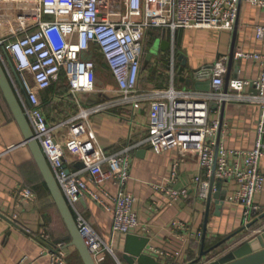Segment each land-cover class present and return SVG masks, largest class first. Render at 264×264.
<instances>
[{
    "label": "built area",
    "instance_id": "1",
    "mask_svg": "<svg viewBox=\"0 0 264 264\" xmlns=\"http://www.w3.org/2000/svg\"><path fill=\"white\" fill-rule=\"evenodd\" d=\"M240 1L0 0V63L25 113L32 139L38 142L74 216L82 240L96 264H103L108 254L116 259L117 264H121L113 245L114 236L124 237L140 229L133 207L136 198L126 190L133 147L126 146L113 154L90 151L85 155L83 168L69 171L55 133L60 127H73L79 119L86 118L90 113L104 111L112 106L130 105L132 110L127 113L131 114L147 100V133L142 142L155 152H164L174 146L197 151L199 173L192 178V182L200 198L207 197L209 179L214 171L215 179L232 180L235 183L236 188L226 195L225 201L241 206L245 223L258 218L264 211L261 204L255 201L256 195L264 187V171L260 167L264 158V52L239 51L234 54L237 59L254 61L258 73L254 79L230 78L226 93L222 90L226 72L224 61L211 69L210 91L177 89L172 85L173 55L168 88L144 90L138 85L149 31L155 29L173 33L175 30L204 28L232 30L238 19ZM245 1L264 10V0ZM254 33L264 45V23L256 24ZM4 54L9 57L17 73L26 98L19 84L16 85L13 80L15 77ZM97 55L116 84V98L84 107L68 119L48 123L38 91L51 87L64 73L72 93L98 92ZM248 86L252 90L244 91ZM223 100L259 105L256 139L250 150L227 149L219 143L215 151V135L220 122L210 117V104H220ZM176 169L177 163L174 162L170 170V182L175 179ZM87 181L93 183L95 190L88 186ZM106 181L115 186V195L103 189ZM152 188L163 192L170 200L188 197L191 189H172L161 183L152 185ZM17 193V205L36 198L35 192L29 187H21ZM100 194L112 199V206L105 203ZM84 198L92 199L111 212L109 240H104L77 207ZM7 217L16 223L17 214ZM172 223L178 229L185 228V224L180 221ZM36 237L46 244L43 254L47 256L49 264H69L65 243H52L43 232ZM149 251L154 258L167 255L160 248L151 247ZM26 262L23 256L20 264Z\"/></svg>",
    "mask_w": 264,
    "mask_h": 264
},
{
    "label": "crops",
    "instance_id": "2",
    "mask_svg": "<svg viewBox=\"0 0 264 264\" xmlns=\"http://www.w3.org/2000/svg\"><path fill=\"white\" fill-rule=\"evenodd\" d=\"M260 23H264V10L241 0L235 53L264 52V45L256 39L254 33L256 24ZM232 31L233 29L220 31L204 28L175 30L172 33L154 29L153 33H157V36L152 45L157 38L166 39L171 44L168 51H158V53L169 55L167 78L153 86L145 80L146 67H142L139 87L144 90L168 88L172 55L174 59L172 85L177 89L193 88L191 85H186L187 79L193 72L196 73L192 81L206 78L211 81L212 72L210 68H207L208 65L214 66L224 61L226 71L228 69L227 57L233 36ZM155 56L157 54H154L148 63L151 70L156 65ZM179 56H181L180 59ZM234 60L236 62L231 66V79L256 78L258 66L254 61L237 59L235 56ZM97 63L99 66V62ZM102 64L104 65L103 61ZM236 65L239 67L237 72ZM109 75L108 83H100L96 80V87L99 89L96 93H72L68 89L67 77L64 73L61 74L59 82L38 91L41 107L48 123L53 124L68 119L78 114L84 107L114 100L117 96V88L110 72ZM13 80L18 85L16 79ZM251 90L252 87L249 86L244 89L246 92ZM147 103V100L143 101L142 106L131 114L127 113L132 110L130 105L112 106L104 111L90 113L86 118L79 119L73 127H60L55 133V139L62 147L64 163L69 171L77 170L84 167L85 155L90 151L113 154L126 146H132L130 178L126 183V190L133 193L136 198L133 207L137 213L140 229L135 230L134 233L149 238L146 252L152 254L149 251L151 247L167 252V255L155 256L164 264H191L195 259L197 260L195 264H209L210 255L240 244L245 239L256 235L263 228L264 222H261L260 227L247 229L231 238L227 244L198 260L202 221L206 209L205 203L196 194L192 182V178L199 173V155L193 148L184 150L179 146L164 152H155L148 144L143 143L147 133ZM258 115L259 105L246 101H226L224 120L220 130V144L227 149L250 150L256 139L255 128ZM210 117L220 121V107L211 108ZM217 134L218 132L215 135V141H217ZM22 140L21 130L15 123L11 110L0 91V264H20L23 256L27 261L25 264H49L47 256L43 254L46 244L36 235L43 232L50 242H64L67 245L69 233L28 146ZM174 162L177 163L176 176L174 181L170 182V170ZM80 163L82 167L77 166ZM260 167L264 171V158L261 160ZM158 183L166 184L172 189L184 187L191 189L188 197L170 200L163 192L152 188V185ZM88 186L95 190V186L90 181ZM21 187L32 189L36 195L35 200L17 205V191ZM221 187L227 191L226 195L236 188L232 180L223 181ZM103 189L111 195H115L117 191L109 181H106ZM100 195L105 203L112 206V199L103 194ZM255 201L261 204L264 210V187L256 195ZM210 205L205 248H209L243 225L242 208L239 204L224 201L219 216L214 215L213 202ZM77 207L104 240H109L112 225L111 212L106 211L90 198L81 199ZM13 214H17L16 223L11 222L7 217ZM175 221L184 223L185 228L174 227L172 222ZM123 239L124 237L120 235H115L113 239L117 258L121 254ZM73 252L78 255L74 246L65 248L68 263V258L72 257ZM78 258H80L79 255ZM104 259L103 264H117L116 259L109 254L105 255Z\"/></svg>",
    "mask_w": 264,
    "mask_h": 264
},
{
    "label": "water",
    "instance_id": "3",
    "mask_svg": "<svg viewBox=\"0 0 264 264\" xmlns=\"http://www.w3.org/2000/svg\"><path fill=\"white\" fill-rule=\"evenodd\" d=\"M241 2V1H240ZM239 11V8H238ZM238 24V19L233 27V36L229 47V53L227 57V71L223 78V92L226 93L229 89V80L231 78V66L236 62L234 60V54H235V38H236V28ZM170 42L166 39L159 40L158 43V51L166 52L170 49ZM156 52H153L149 50L142 63V67H146L149 63L150 59L154 56ZM7 58L9 68L11 73H13L17 83L19 84L20 90H22L24 98H26V92L23 90L22 85L20 83L19 77L17 73H15V70L11 64V61L9 57L4 54ZM181 56H179V59ZM213 65H208L207 68L212 69ZM239 67L236 65V72L238 71ZM196 71V70H195ZM195 73L193 72L189 79L186 81V85L193 86L195 90L206 92L211 90L210 85V79L206 78L205 80H194L192 81V78L195 77ZM204 76V74H203ZM201 76V77H203ZM0 91H2L3 96L5 98V101L8 105V107L11 110V113L13 115V118L15 120V123L18 125V127L21 130L22 137H23V143L26 144L30 150V153L32 155V158H34L36 165L38 166V169L40 171V174L43 177V180L45 182V185L47 187L48 192H50V195L53 199L54 204L56 205V208L58 209L60 216L63 220L64 225L66 226L70 241L68 242L66 247H75L80 259H82L83 264H96L94 259L90 256L85 243L82 240V237L78 231L77 225H75L74 216L68 208L66 200L60 192L59 187L56 183V180L54 179L53 175L51 174L50 168L47 164L46 158H44L43 153L41 151V148L37 141H34L32 139V133L29 124L27 123L25 113L20 106V102L16 97L15 91L12 89L10 80L8 78L7 73L5 72L2 64L0 63ZM226 102L223 100L220 104H217L215 102H212L210 104V107L212 109H217L220 107V126L218 129L217 134V141L215 145V151L217 150V147L220 143V130L223 123V115H224V109H225ZM217 154V153H216ZM216 160V155H215ZM215 160L212 166V171L215 167ZM78 167H82L83 165L80 163L77 165ZM223 180L215 179L214 178V171L209 179V192L207 197L200 198L201 201H203L206 205V209L204 212L203 217V227H202V233L200 236L201 244H200V250L198 252V260H201L206 255L210 254L214 250H217L219 247H221L224 244H227L228 241L231 240V238L243 233L247 229H251L253 227H260L261 222H264V211L260 213L258 218L252 220L251 222L245 223L243 221V225L237 229L236 231L228 234L223 239L217 241L216 243L212 244L209 248H205V235L207 231V225H208V216L210 211V204L213 202L214 205V215L219 216L221 209L223 208V204L226 198L227 191L224 190L222 185ZM215 188V190L213 189ZM123 247L121 250V254L119 256V260L121 264H164L160 260L158 261L156 258L151 256L149 253L146 252L147 245L149 244V238L144 235H137L133 233H128L124 236L123 239ZM211 261L209 264H264V226L261 228L259 233H257L254 236H251L247 239H245L240 244H236L233 246L228 247L225 250H221L216 252L215 254L210 255Z\"/></svg>",
    "mask_w": 264,
    "mask_h": 264
},
{
    "label": "rangeland",
    "instance_id": "4",
    "mask_svg": "<svg viewBox=\"0 0 264 264\" xmlns=\"http://www.w3.org/2000/svg\"><path fill=\"white\" fill-rule=\"evenodd\" d=\"M159 38H157L154 42V45L149 46L148 49L156 52L157 56H155V67L153 70L150 69V65L146 66V73H145V80L153 84V86L158 85L164 78H167L168 72V59L169 55L166 53H158V43ZM98 58L97 62H99V66L97 68V81L100 83H108L110 81L109 72L106 71L104 65L102 64L101 57L97 55L96 59ZM218 250V249H217ZM70 264H83L76 252H73L71 258H68Z\"/></svg>",
    "mask_w": 264,
    "mask_h": 264
},
{
    "label": "trees",
    "instance_id": "5",
    "mask_svg": "<svg viewBox=\"0 0 264 264\" xmlns=\"http://www.w3.org/2000/svg\"><path fill=\"white\" fill-rule=\"evenodd\" d=\"M156 34L157 33H153V31H149L148 32V35H147L148 38L146 40V47H145L146 48V51L149 50L148 47L153 44L154 38L157 36ZM68 241H70V237L67 238V241L66 242H68ZM62 243H64V242H62ZM196 262H197V260L195 259V260H193V262L191 264H195Z\"/></svg>",
    "mask_w": 264,
    "mask_h": 264
}]
</instances>
